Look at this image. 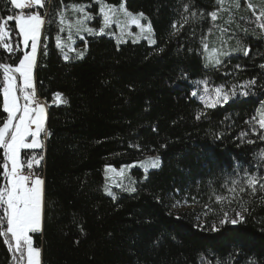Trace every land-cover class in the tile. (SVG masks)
I'll use <instances>...</instances> for the list:
<instances>
[{
    "label": "trees",
    "instance_id": "trees-1",
    "mask_svg": "<svg viewBox=\"0 0 264 264\" xmlns=\"http://www.w3.org/2000/svg\"><path fill=\"white\" fill-rule=\"evenodd\" d=\"M82 3L91 4L89 11L96 14L92 0H45L39 9L46 23L35 86L48 101L56 93L67 101L48 109L43 149L21 151V160L44 154L42 226L33 235L41 264H264V192L243 194L249 209L243 223L210 230L223 211L241 210L237 201L217 203L216 195H230L232 180L242 183L249 174L264 178V160L258 155L264 141L248 123L264 102V69L259 66L264 64V30L257 27L252 9L246 3L218 13L224 19L217 32L227 29L219 38H230L238 50L222 57L217 70L205 67L201 44L214 30L206 14L217 8L215 0H126L127 10L143 13L151 24L153 46L87 37L86 47L81 42L83 58L64 61L54 41L57 24L49 21L61 7ZM185 3L205 15L172 35L171 25L180 21ZM249 3L257 13L264 9V2ZM16 12L10 0H0V20ZM8 27L19 50L8 53L0 46V63L17 66L24 52L14 21ZM243 47H250L248 56ZM251 78L258 83L249 97L214 109H204L191 95L198 80L230 86ZM201 110L207 115L196 120ZM6 116L0 91V125ZM148 155L160 157L161 166L146 174L133 171L136 192H118L115 200L103 193L104 166L118 168ZM174 199L197 209L171 212ZM13 261L0 237V264Z\"/></svg>",
    "mask_w": 264,
    "mask_h": 264
},
{
    "label": "snow or ice",
    "instance_id": "snow-or-ice-1",
    "mask_svg": "<svg viewBox=\"0 0 264 264\" xmlns=\"http://www.w3.org/2000/svg\"><path fill=\"white\" fill-rule=\"evenodd\" d=\"M61 2L63 3V0ZM93 2L99 4L98 14L102 17V25L99 30L88 26L87 23L94 19L93 15L89 11H86V8H90L91 4L65 5L56 11L55 19L49 22L56 23L60 32L67 30L70 42L74 34L80 40L85 41L86 47L87 41L83 33L96 36L104 35L105 29L111 26L114 18H118L122 14L130 23L135 24L140 29L139 34L133 40L134 43L140 38L147 39L152 44L156 43V40L153 39L151 24L142 25L140 21L141 19H146V17H144L143 13L134 15L128 11L126 8V0L125 2H121L118 8L105 3V0H93ZM215 2L220 7L206 14L211 17L213 22L218 19V13L229 11L228 8L224 7L226 0H215ZM10 4L14 10L27 11H20L15 15H8L5 19L0 20V46L8 53L19 50V43L16 44L15 49L13 47L11 42L13 33L12 29L8 27L9 22L14 21L15 28L18 31L19 37L22 38L21 42L24 46L27 47L29 41H31V52H25L23 58L19 59L17 66L0 63V69L3 72V87L0 91H2L3 97V112L7 114L2 125H0V149L3 150V163L0 164V168L3 169L0 172V177L3 179V182L0 183V211H2V215H0V237L4 238V243L8 245L9 251L13 252V258L16 260V264H24L25 257L26 264H40V250L33 247V239L30 233H37L41 230V186L43 180L39 176L30 178L29 175L22 172L24 164L21 161V150L41 147V142L38 138L45 131L43 127L45 108L36 98L32 78L33 66L36 62L37 42L40 38L41 28L46 23L45 14L33 9L45 8V0H10ZM235 7L237 9L240 7L239 0H236ZM248 7L252 9L257 27L264 30V19H262L264 18V9H261L257 13L251 3L248 4ZM68 9H71L74 14L72 19L66 16ZM77 13L79 15H75ZM204 15L205 13L203 12L198 15L195 10L190 11L189 4H183V13H181L180 21H174L171 25L173 29L172 35H175L190 20L195 21L196 19L203 18ZM115 22L119 25L118 19ZM220 31L221 33H225L227 29L221 28ZM121 38L118 37L117 39ZM201 44L204 52L207 54L204 57L206 61L205 67L210 66L217 70L224 63L221 57L230 56L232 51L238 50H225L227 47L226 43L222 48H212L209 50L206 38H202ZM57 47L61 48L59 37L57 38ZM64 47L72 50L71 43L65 44ZM242 50L244 56L249 55L250 47H243ZM77 58H83V52H79ZM64 59H69L67 54L64 55ZM259 66L261 69H264V64H260ZM240 67L239 64L236 65L237 69ZM16 74L19 75L20 80L19 95H17ZM195 83L203 87L201 92L192 91L191 95L193 97L199 95L204 109H214L217 106L228 104L231 100L238 97H249L258 81L255 78H251L244 80L242 83H236L230 86L210 84L208 80H198ZM21 98L24 101L23 104L19 102ZM54 99L58 103H67L66 100H62L60 93H56ZM33 105L35 106L33 107ZM206 115L207 112L201 110L196 114L195 119L200 120ZM248 123L253 126L252 134L256 135L259 140L264 141V134L259 132L256 127L258 125L259 130H264V102H261L260 107L256 110V115ZM153 131H157V129H153ZM29 138H31L30 142ZM216 138L220 139L221 136L216 134ZM247 142L249 144L254 143L251 139ZM134 147L139 148V145H135ZM258 155L260 159L264 160V151H261ZM33 162L39 164V160L33 158V161L27 163L28 169L32 168ZM142 166L146 171L149 168H159L161 166L160 157H149L147 161L143 162ZM124 167H128V165ZM121 172H123V169H121ZM30 180L31 182L29 183ZM119 186L130 193L137 191L135 187L131 186V183L127 186ZM227 191L230 195H216V202L223 203L227 201L228 204H232L234 201H237L241 210H233V216H230L228 211H223L218 219V224H211L210 230L212 232L219 231L225 225L230 224L236 226L245 221L244 213H247L249 209L247 207L248 201L244 200L242 196L248 192L250 196L255 197L258 191L264 192V178H258L249 174L242 183L232 180L231 186L227 188ZM105 192L113 200L116 199L115 194L107 185H105ZM205 209L206 211L209 210L207 205ZM5 220L6 230L2 228ZM249 264H256V262L249 261Z\"/></svg>",
    "mask_w": 264,
    "mask_h": 264
},
{
    "label": "rangeland",
    "instance_id": "rangeland-1",
    "mask_svg": "<svg viewBox=\"0 0 264 264\" xmlns=\"http://www.w3.org/2000/svg\"><path fill=\"white\" fill-rule=\"evenodd\" d=\"M235 1L236 0H226V3L224 5V7L229 9L230 6H235ZM239 1H241V4H240L241 8H243L246 5V3L249 4L250 1H253L255 3H258L260 1L264 2V0H239ZM121 2H125V0H121ZM92 4L96 5L97 12H96V14H93L92 12L89 11V8H86V11H89L94 17L93 20L88 21L87 23H88V26L99 30V28L102 25V17L98 14L99 4L94 3L93 0H92ZM113 6H116L118 8L119 4L118 5H113ZM219 7L220 6L218 5L217 8H219ZM131 13H133L134 15L135 14H139V13H134V12H131ZM75 15H79V14L77 13ZM66 16L69 19L73 18L74 14L71 11V9H68V11L66 12ZM116 19L119 20V25L115 22ZM223 19H224L223 15L222 14H218V19L215 22H213L214 23V25H213L214 30L210 33V35L206 39V42L209 45V50H211L212 48H218L217 47L218 44H221L222 46H224L225 43L227 45V47H226L227 50H229V51L233 50L231 39L227 38V40H223L221 37L219 38V36H226V35H224V34H222L220 32H217V29L219 28L217 26V24H219V21L223 20ZM140 23L142 25H147V24H149V21H148L147 18L146 19H141ZM43 29H44V25L41 28L40 38H39V40L37 42L36 62L34 64V66H33V71H32L33 81H34V71H35V67H36V63H37V59H38V54H39V47H40L41 39H42V36H43ZM57 29H58V32L54 35V41H55V44H56V47H57V38L59 37L60 42H61V48L57 47V49L60 50L64 61H68V60H70L73 57H74V59H76L77 58V54L79 52H83V55H84V53L86 51L85 48L83 50H81V46H82L81 42H85L84 40H80L79 37H77V36H75L73 34L72 41L70 42L69 39H68L67 30H65L64 32H60L59 28H58V25H57ZM139 32H140V29L135 24L130 23L127 20L126 17H124L122 14H120L118 16V18H114V22L111 24V26L109 28L105 29V34L104 35H100V36H106V37L114 40L117 44L134 43L133 40L137 37V34H139ZM83 35L85 36V39L87 37L96 36V35H88L87 33H83ZM118 37H122V38L121 39H117ZM153 39H154V33H153ZM21 41H22V38L20 37V45H21V48H22L23 52L24 53L25 52H31V41H29L27 47H25L24 44ZM139 42H145L148 46H153L154 45V44L150 43L149 40L144 39V38L138 39L137 42H135V43H139ZM69 43H71V49L72 50H69L68 47H64L65 44H69ZM219 48H222V47H219ZM232 53H233V51H232ZM65 54L68 55V57H69L68 60L64 59V55ZM206 55L207 54L204 52V54H203L204 65L206 63L205 58H204ZM16 76H19V75L16 74ZM202 87H203L202 85H196L194 91H197L199 93V92H201ZM194 98L203 106L202 102L199 99V95L194 97ZM2 108H3V97H2ZM257 119H258V117H257ZM45 123H46V119L44 118L43 127H45ZM44 132H42L41 135H43ZM38 139L41 142V138L39 137ZM29 142H30V140H29ZM43 147L44 146H43V144L41 142V147L35 148V150H37V151L41 150V149H43ZM23 150H26V149H22L21 151H23ZM156 156L157 155H148V156H145L144 158H142V159H140L138 161L125 164V165H128V167H124L125 165H122V166H120L118 168L113 167V166H104L103 167V184H102L103 193L106 196L111 197V196L106 194L105 185H107L109 187V189L115 195L118 192L130 193V192L124 190L119 185L127 186V185H129L131 183V186L134 187L135 178L132 175L133 171H140L143 174H146L147 172H149L151 170L159 169V168H156V169L149 168L146 171L145 168L142 166L143 162L147 161L149 157H156ZM121 169H123V172H121ZM41 187L43 189V184H42ZM42 204H43V190H42V202H41V226H42ZM188 209L194 210V209H197V206L196 205L188 206V203H186L185 200H181V199L172 200L171 212L179 213V212H182V211H185V210H188ZM233 210H235V209H231L230 211H228L230 216L234 215V211ZM197 217L200 219L199 220V224L200 225L203 224L204 223L203 222V213L199 212ZM210 226H211V224H210ZM40 232H41V230L39 232H37V233H30V235L32 236V239H33V235L39 234ZM33 247L37 249V247H35L34 245H33ZM39 260H40V264H41L40 256H39ZM13 264H16V260L15 259L13 261ZM24 264H26V257H25Z\"/></svg>",
    "mask_w": 264,
    "mask_h": 264
},
{
    "label": "built area",
    "instance_id": "built-area-1",
    "mask_svg": "<svg viewBox=\"0 0 264 264\" xmlns=\"http://www.w3.org/2000/svg\"><path fill=\"white\" fill-rule=\"evenodd\" d=\"M35 11H39V9H33ZM20 11H27V10H19L18 12L14 13L13 15L15 14H18ZM19 87H17V93L19 95ZM34 90H35V93H36V98L40 101L41 105L44 106L45 109H49L50 107L52 106H59L61 105L62 102L58 103L55 101V99L53 98L51 101H48L42 97L39 96L38 94V91L36 89V86H34ZM27 91H31V90H27ZM35 105H33L34 107ZM46 138L47 136L46 135H42V143H43V146L46 142ZM33 158H35V160H39V164H36L35 162H33L32 164V168L31 169H28L27 167V163L29 161H33ZM22 163L24 164V167L22 168V172L24 174H27L31 177L33 176H39V178L42 179V170H43V164H44V154H40V155H31V156H28L24 159L21 160ZM3 171V169H2ZM3 181V180H2ZM31 182V180L29 181V183Z\"/></svg>",
    "mask_w": 264,
    "mask_h": 264
},
{
    "label": "crops",
    "instance_id": "crops-1",
    "mask_svg": "<svg viewBox=\"0 0 264 264\" xmlns=\"http://www.w3.org/2000/svg\"><path fill=\"white\" fill-rule=\"evenodd\" d=\"M35 72V71H34ZM33 85L35 86V78H34V81H33ZM20 86V80H19V76H17V87H19ZM18 95V94H17ZM21 104H23L24 103V101L22 100V98H21V100L19 101ZM46 110L44 111V118H45V116H46ZM29 140L31 141V138H29ZM35 149H26V150H23V151H34Z\"/></svg>",
    "mask_w": 264,
    "mask_h": 264
},
{
    "label": "bare ground",
    "instance_id": "bare-ground-1",
    "mask_svg": "<svg viewBox=\"0 0 264 264\" xmlns=\"http://www.w3.org/2000/svg\"><path fill=\"white\" fill-rule=\"evenodd\" d=\"M46 110V112L48 111V109H45ZM44 135H45V132H44Z\"/></svg>",
    "mask_w": 264,
    "mask_h": 264
},
{
    "label": "water",
    "instance_id": "water-1",
    "mask_svg": "<svg viewBox=\"0 0 264 264\" xmlns=\"http://www.w3.org/2000/svg\"><path fill=\"white\" fill-rule=\"evenodd\" d=\"M3 182V181H2Z\"/></svg>",
    "mask_w": 264,
    "mask_h": 264
}]
</instances>
